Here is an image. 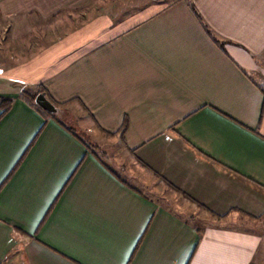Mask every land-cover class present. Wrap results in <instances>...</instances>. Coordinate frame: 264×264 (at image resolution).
<instances>
[{
    "label": "crops",
    "instance_id": "0c3cea01",
    "mask_svg": "<svg viewBox=\"0 0 264 264\" xmlns=\"http://www.w3.org/2000/svg\"><path fill=\"white\" fill-rule=\"evenodd\" d=\"M133 5L0 0V264H264V0Z\"/></svg>",
    "mask_w": 264,
    "mask_h": 264
},
{
    "label": "trees",
    "instance_id": "16d2710c",
    "mask_svg": "<svg viewBox=\"0 0 264 264\" xmlns=\"http://www.w3.org/2000/svg\"><path fill=\"white\" fill-rule=\"evenodd\" d=\"M207 30H208V32L210 33V35L213 37V39L215 40V41H219L213 34H212V32L207 28ZM221 43V45H224L226 42H220ZM23 93L25 94V95H28L29 94V96H30V99L32 100V102L36 105V103H35V99H36V97H37V95L38 94H40V93H45L46 94V96H47V98L53 103V105L58 109V112H57V114H51V113H48V112H46V111H44L42 108H40L38 105H36L38 108H39V110H41V112H43L44 114H49V115H52V116H55V117H57L58 115H60V112H61V104H57V103H55V102H53L50 98H49V96L47 95V93L44 91V89H42V88H39L38 90L36 89V90H24L23 91ZM12 175V174H11Z\"/></svg>",
    "mask_w": 264,
    "mask_h": 264
},
{
    "label": "water",
    "instance_id": "95a60500",
    "mask_svg": "<svg viewBox=\"0 0 264 264\" xmlns=\"http://www.w3.org/2000/svg\"><path fill=\"white\" fill-rule=\"evenodd\" d=\"M35 103L42 108L44 111L57 114L58 109L53 105V103L47 98L45 93H40L35 99Z\"/></svg>",
    "mask_w": 264,
    "mask_h": 264
},
{
    "label": "rangeland",
    "instance_id": "374dc122",
    "mask_svg": "<svg viewBox=\"0 0 264 264\" xmlns=\"http://www.w3.org/2000/svg\"><path fill=\"white\" fill-rule=\"evenodd\" d=\"M130 1V0H129ZM157 2V3H172L176 0H133V7H134V10H130L129 12L131 11H135L137 9V7H140V8H143L145 7L146 5H149L151 4L152 2ZM90 135V134H89ZM91 136V135H90ZM93 140V139H92ZM104 148V146H103Z\"/></svg>",
    "mask_w": 264,
    "mask_h": 264
},
{
    "label": "built area",
    "instance_id": "2783aa9c",
    "mask_svg": "<svg viewBox=\"0 0 264 264\" xmlns=\"http://www.w3.org/2000/svg\"><path fill=\"white\" fill-rule=\"evenodd\" d=\"M0 73L2 74V71H0Z\"/></svg>",
    "mask_w": 264,
    "mask_h": 264
}]
</instances>
